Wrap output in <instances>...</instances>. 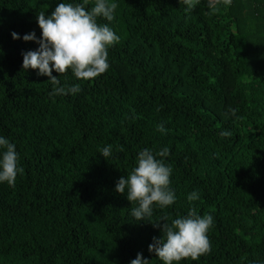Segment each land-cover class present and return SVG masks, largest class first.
<instances>
[{"label": "trees", "instance_id": "1", "mask_svg": "<svg viewBox=\"0 0 264 264\" xmlns=\"http://www.w3.org/2000/svg\"><path fill=\"white\" fill-rule=\"evenodd\" d=\"M201 1L108 0L114 20L97 21L119 36L108 71L85 81L69 69L61 84L81 91L54 96L48 77L23 70L22 53L39 47L23 36L42 38L39 12L83 0H0V137L24 169L14 187L0 183V264H130L138 253L163 264L149 252L162 238L153 224L192 208L213 217L211 251L179 264H264V0L214 14ZM163 148L176 201L137 222L116 184L141 150Z\"/></svg>", "mask_w": 264, "mask_h": 264}, {"label": "clouds", "instance_id": "2", "mask_svg": "<svg viewBox=\"0 0 264 264\" xmlns=\"http://www.w3.org/2000/svg\"><path fill=\"white\" fill-rule=\"evenodd\" d=\"M199 0H180L186 6V11L195 8ZM88 0L83 3H58L51 15L44 12L37 14V21L42 30V38L38 39L35 32L23 36L25 42H35L39 45L35 51H27L23 55V70H37L39 76L48 77V83L53 86L50 95L60 96L78 94L79 84H61L60 77L65 76L71 69L78 80H93L109 69L108 48L119 41V36L108 24H98V18L108 22L114 20V13L118 5L108 0H95L94 6L88 9ZM230 5L231 0H209L210 14L219 11V6ZM14 40L21 37L13 32ZM2 52V49H0ZM59 74V78L53 75ZM157 130L165 133L163 124ZM223 137L232 135L230 131H223ZM0 183L6 182L14 187L18 173L24 169L18 166L16 146L8 139L0 137ZM111 145L101 150V155L107 160L111 156ZM169 149L163 148L158 153L150 149H143L137 156V166L128 176H122L116 184V192L125 195L131 204V215L137 222H150L154 206L164 209L176 201L175 193L170 189V175L172 169L163 159L167 157ZM188 201L199 199L197 192L188 195ZM168 216L161 217V222L153 224L161 229L162 238H153L149 245V252L154 253L163 264H179L211 251L208 231L213 225V217L197 214L195 208L190 209L187 216L173 219L167 223ZM151 223V222H150ZM130 264H152L138 253Z\"/></svg>", "mask_w": 264, "mask_h": 264}, {"label": "rangeland", "instance_id": "3", "mask_svg": "<svg viewBox=\"0 0 264 264\" xmlns=\"http://www.w3.org/2000/svg\"><path fill=\"white\" fill-rule=\"evenodd\" d=\"M209 4V0H202L200 3V6H204V5H208Z\"/></svg>", "mask_w": 264, "mask_h": 264}]
</instances>
